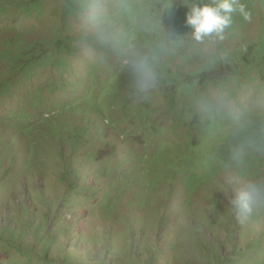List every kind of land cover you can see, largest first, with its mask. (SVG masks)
<instances>
[{
    "label": "rangeland",
    "instance_id": "rangeland-1",
    "mask_svg": "<svg viewBox=\"0 0 264 264\" xmlns=\"http://www.w3.org/2000/svg\"><path fill=\"white\" fill-rule=\"evenodd\" d=\"M39 1L43 4L41 14L32 13L29 8V12L25 15L13 14L8 20L0 18V52H2L0 58L6 54L2 51L5 41L15 38L17 31L24 34L22 38L30 45L53 40L59 27H62V34H67L74 42L78 39L77 37L84 39L90 37V40H93L91 46L78 44L76 57L68 60V69L65 74L62 70L51 67L34 80L26 82L25 87L34 90L41 86L57 85L63 81L67 85H74L67 90L51 94L52 98L49 94L45 95V99L50 100V104L56 107L53 113L55 119L65 125L71 124L70 119L73 125L79 124L80 120L87 122L83 129L93 127L94 135L102 134L106 130L109 141L120 151L114 164L92 163L90 150L85 144H76L73 148L62 144L67 149V156L53 160L49 164L48 173L43 172L41 176L33 173L28 175V178L18 181L15 176L23 171L26 159L23 143L11 147L12 140L0 141V264H27L22 261L14 249L10 253L4 252L3 248L8 246L9 241L18 246L26 244V250L38 254L37 260L41 258L40 252L43 251L44 244L34 239L28 223L42 227V233L43 229L46 234L48 228L52 230V238L54 237L56 244L50 248L49 260L52 259L55 264H61L67 256L72 257L75 253L84 259L81 261L77 257L75 264H86L94 258L100 260L102 254L98 256V246L92 258H87L89 255L86 250L87 246L97 245L92 242L95 239L102 241L108 237L115 248H118L117 243L121 242L124 233H127V224L132 229L130 232L134 234H131V240L135 238L140 249L147 243V239L153 237L157 241L162 254L158 262L152 264H209L205 257L211 250L207 254L204 250L213 249L215 246L217 256L214 249V257L220 264H264V218L259 214V212H264V188H260V183L256 184L257 178L253 181L248 177H240L232 165L229 167V161L222 163V155H208L207 148L201 152L202 150L198 151V148L192 145L195 154H198L195 165H202V162L206 161L207 169H210L208 165L210 162L217 164L216 171L220 176L216 175L211 178L210 175L204 174L203 170L193 166L191 174L196 177V173L200 172L201 180L207 181V184L201 186V189L192 195V199L191 195L178 193L184 190L182 179L185 178L184 181L192 185L197 183L190 175L187 176L190 171L184 168L170 172L168 167L162 166L163 158L158 159L160 171L157 174H161L162 178L156 186L150 188L143 186L147 175L148 181L154 179L151 173H142L143 168L139 174L137 170L140 167L133 169L134 173L128 176L130 178L134 174V189L139 198L134 197L132 190L128 187L124 195L118 194L119 197H117L111 194L117 188H121L117 184L114 185L119 182V179L113 182L111 177L101 173L102 169L110 165L116 169L115 176L118 178L120 174L126 176L133 166L132 162L129 163L130 160L124 159L125 154L130 158L127 148L131 152H136L138 158L145 156L153 158L156 153L163 150L165 139L163 136H150L148 141H152L154 147L146 151L138 139L134 141L135 137L133 140L126 136L125 132L111 134L105 127L104 121L115 122L117 126L120 125L121 130L132 129L130 133L135 135L132 121L126 124L123 110L110 108L112 99L105 97L103 92L105 86L98 85V79L90 74L93 65L106 67L111 72L108 76L103 75L102 80L110 81L112 79L110 76L119 71V65L128 64V71L132 72H130V79L124 83L132 86L130 81H139L137 76L142 73L138 59L146 63V55L149 54L143 49L152 53L153 60L159 59L157 53L162 51L166 54V58H162L166 61L164 64L172 68L170 57L180 52V59L186 56L189 58V54H192L189 52V44H192L193 47L199 48L204 60L210 61L212 56L218 58L219 70L208 74L209 80H213V83L208 89L207 98L209 101L217 102L221 107L218 116L216 115L219 117L218 122L221 124L227 122L225 126L219 125V128L218 126L209 128V125L191 128L192 135L206 133L209 128L211 131L209 137L214 138V143L219 146L211 149L217 152L220 151L221 140H225L227 135L236 132L235 130L238 131L241 125L253 124L252 127L258 125L264 133V90L261 91L259 85L263 80L255 67L248 71L250 63H255L256 59L261 58L258 43L260 33L263 32L264 35V0H239V3L245 5L251 18L245 20L239 14H235L232 23L222 33V38L214 34L213 37H205L202 41H193L191 37L187 38L180 33L187 25L186 15L193 5L214 6L218 0H86L85 13L79 17L69 18V29L64 26L62 17V9L66 0ZM15 4L17 3L13 0H0V9L3 8L12 13L16 10ZM38 4L32 5L38 6ZM124 6H127L128 10L132 9V15L129 14L131 19L125 17L120 20L119 25H116L112 20L121 16L120 13H123ZM165 19H169L168 27L172 34L171 38L168 37L163 24ZM146 31L152 35V40L145 39ZM124 32L128 37L123 35ZM135 32L138 33L137 36H134ZM125 38L131 39L132 42L136 39L138 45L134 42V45L125 48L123 56H119L125 45L123 42H126ZM93 43L96 45L92 46ZM101 45L112 46L113 55L107 60L109 64L105 62V57L99 58L104 55L99 51ZM170 50L174 53H170ZM236 52L238 55L250 54V62L242 65L244 63L242 61H229V55H235ZM204 60L192 58L191 63L185 65L176 59L174 65L183 66L182 72H177L178 76L198 71L206 64ZM150 65L154 67L153 63ZM151 66L152 78L156 70ZM2 71L3 74L10 73L6 64L2 66ZM173 72L174 76H177V73ZM142 75L141 81L145 83L144 72ZM246 75L250 77L238 86L240 82L235 81H238V78L243 80ZM252 79L256 82H252ZM19 80L20 78L15 80V85ZM223 81L230 82L231 87L236 89L235 98L227 99L230 97L228 90L219 91L217 85ZM146 83L148 90L156 89L150 79ZM196 83L198 84L199 80L194 84ZM166 89L170 90L167 83L159 86L154 93L157 94V90ZM159 104L166 103L159 102ZM18 105V102L12 101L0 106V119L8 113H13ZM103 111L104 115L99 117L98 114ZM52 112V109H45L42 114H45L44 118H48ZM201 113L207 116L202 109ZM250 114L251 118H249ZM103 116L106 118L104 119ZM235 116L238 118L236 121H234ZM185 118L189 121L190 116ZM187 120L184 122L188 126ZM160 126L169 131L166 136L170 137V140L174 137L182 140L188 136L184 130L186 127L179 130L170 117L161 119ZM55 128L60 132L63 131L59 123ZM242 130L244 129L240 130L241 137H243ZM12 135V131L8 128L0 131V138H9ZM201 140V136L196 140L199 146L203 144ZM207 144L206 142L203 147ZM43 152L45 155H51L53 149L46 146ZM105 155L103 154L102 157ZM260 160L264 158L261 157ZM239 162L236 161V163ZM13 165L17 166L16 171L11 169ZM121 165H123L122 168ZM222 170L226 171L222 172ZM154 176H156L155 173ZM171 187L175 188L171 190ZM245 190L253 192V214L243 223L238 221L239 227H237L232 224L231 219L236 217L232 201L240 191ZM132 201H134L133 204ZM140 201L142 204H139ZM226 203L232 206L230 210L228 206H224ZM190 212H193L195 220L192 219ZM47 213L52 216L49 226L43 219ZM198 218L210 219V224L193 231L192 226L201 223ZM164 221H168V224H162ZM76 233L83 235L82 246H77L78 241L73 239V234ZM256 241L258 243L254 244ZM111 246L107 245L106 249L111 250ZM122 248L121 254L114 252L111 254L109 264L114 257H119L117 260L119 261L123 260L125 255L127 256L128 245ZM101 249L100 247L98 250ZM173 253L178 256L171 261ZM124 261L126 263L127 258ZM37 264H45V262L40 260Z\"/></svg>",
    "mask_w": 264,
    "mask_h": 264
},
{
    "label": "trees",
    "instance_id": "trees-1",
    "mask_svg": "<svg viewBox=\"0 0 264 264\" xmlns=\"http://www.w3.org/2000/svg\"><path fill=\"white\" fill-rule=\"evenodd\" d=\"M13 1L17 3L15 4L16 10L12 11V13H9L5 9L1 8V19L8 20L9 18H12L13 14L25 15L29 12V8L31 9L32 13L38 12L41 14L43 11V4L39 0ZM34 3L39 4L38 6H33L32 4ZM86 5V0H82L80 2L77 0H66L65 6L62 9L63 24L66 26V28H70L69 18L79 17L85 13ZM120 14V17L112 20L116 25H119L120 20L125 17L131 19L129 14L132 15V9L128 10V7L124 6L123 13ZM170 20L173 21L172 18H170ZM108 21H110V19H108ZM168 22L169 19H165L163 24L167 31L168 37L171 38L172 34L169 31ZM147 29L149 30L150 28L148 27ZM192 32L193 29L188 25H185L183 31L180 33L187 38L191 37L192 40L195 41ZM137 34L138 33L135 32L134 36H137ZM260 34L261 36L258 43V50L260 52L261 58L256 59L255 63H250V69H248V71L255 67L256 71L263 80L262 83L259 82V85L261 86L260 90L262 91L264 90V35L263 32ZM23 35L24 34L21 33V31H17L15 38L7 39L2 46V51L6 52V54L0 58V106L12 101L19 103L18 107L14 109L13 113H8L3 117V119H0V131L8 128L13 133L12 137H1L0 141L5 142L12 140L10 144L11 147L18 143H23L24 149L26 151V159L24 162L23 171L15 177L18 179V181H20L22 178H28V175H32L33 173H37L40 176L43 174V172L44 174L45 172L48 173L49 164L53 160H56V158L62 159L67 156V149L62 144L71 148H73L76 144H85L86 148L90 150V161L92 163L105 162L114 164L120 149L113 146V143L109 141L106 130L102 134L94 135L92 133L93 127L83 129L85 126L84 124H87V122L80 120L79 124L75 123L73 125L72 120L70 119L69 121H71V124L65 125L64 123L55 119L53 113L56 107L50 104V100L45 99V95L49 94V96L52 98L51 94H56V92L67 90L68 88H72L74 85H67V83L63 81L57 85L54 84L52 86H41L34 90L25 87L26 82L34 80L39 74L44 73L46 69L51 67L57 70H62L65 74L68 69V60L76 57L78 46L83 44L90 45L93 40H90V37L88 39L77 37L78 39H75V42L71 41L67 34H62V27L58 28L53 40L40 41L33 45L26 43V41L22 38ZM123 35L127 36L125 32ZM213 36L214 34L211 37ZM145 39L152 40L153 37L149 32L146 31ZM129 40L126 39V42L123 41L125 45L122 47V53H120L119 56H123L125 48L134 45V42L136 45H138L136 39H134V42H132L131 39ZM93 45L95 46L96 44L93 43L92 46ZM189 46V52H192V54L190 53L191 55L189 54V58L186 56L180 59V52H178V55H175L173 51H169L170 53L173 52L175 55L170 57V60H172V68H169L168 65L166 66V64H164L166 61H163L162 58H166V54L162 53V51H158L157 53L159 59L157 58L156 60H153L152 53L147 49H143L148 51L149 54L146 55V63H143L140 58L138 59L139 64L141 63L140 67L142 68V73H139L137 76V80L139 81H130L132 86L126 85L124 83V81H128L130 79V72H132L128 71V64L126 66L119 65V71L117 73H113L110 76V78H112L110 81L104 79L102 80L103 75L108 76L110 74V70H108L106 67H97V65H93L94 67L91 66L92 68L90 69V74H93V78L98 79V85L105 86L103 88L105 97L109 98L110 100L112 99L110 108L112 110L113 107L116 110L122 109L123 116L126 119L124 122L128 124L129 121H132V127L135 132V135H132L130 133L132 129L121 130L120 125L117 126L115 122L111 123L109 121H104L105 127L111 134H115L116 132H125L126 136L129 138L134 140L135 137L134 141H137L138 139L143 144V148L146 151L154 147L152 141H148L150 136H163L165 139L163 150L156 153L153 158H147V156L138 158V154L136 152H131L129 151V148H127L126 150L130 153V158H128V156L125 154L124 159L130 160L129 163L132 162L133 166L129 169V174L126 176H123V174H120L119 178L118 176H115L116 169L110 165H107L106 168L104 167L102 169L101 173L111 177L113 182L119 179V182L115 183L114 185L117 184V186L121 188H117L116 191L111 194H115L117 197H119L118 194L124 195L127 192L126 189L128 187L130 188L129 190H132L133 196L138 197V194L134 189V174L128 178L129 175L134 173L133 169H138V167H140L137 170L138 174L143 168L142 173L148 172L154 177L153 180L148 181L147 175L146 182L143 183V186L145 188L156 186L162 178L161 174H157L160 171V164L158 163L160 161H158V159L163 158L161 164L164 167H168L170 172L184 168L190 171L187 176L190 175L192 179L197 181V183L192 185L185 182V178L182 179L184 190L178 191V193L191 195L192 199V195L199 191L201 186L207 184V181L201 180L202 178L200 177V172L196 173V177L191 174L193 166L200 168L204 171V174L210 175L211 178L218 175V172L216 171V168H218L217 164L210 162L208 164L210 169H207L206 161H203L202 165H195L196 159L198 158L196 155L198 154H195L196 152L194 151L195 149H192V145H194L195 148H198V151L202 150L201 152L207 148L209 153L208 155H222V163L226 160L229 161V167L232 165L240 177H248L253 181H255V178H257L258 182H256V184L260 183V188H264V160H260L261 157L264 158V133L258 125H254L253 127V124L241 125L238 131L235 130L236 132L227 135L225 140H221L220 151L216 152L211 149L217 148L219 146L214 143V138L209 137V134L211 133L209 128H217V126L219 128V125L225 126L227 124V122L225 124L219 123V117H216V115L218 116L219 110L221 109V107H219L220 105H218L217 102L215 103L214 101H209L207 98L208 89L213 83V80H209L208 74L219 70V63L217 62L218 58L212 56L210 61L204 60L205 58H202L198 47H193L192 44H189ZM111 47V45H101L99 47L100 53L104 54L99 58L105 57V62L107 64H109L107 62V60L110 59L109 56L112 57L113 55V50ZM1 53L2 52H0V54ZM249 57L250 54L238 55L236 52L235 55H229V61L238 60L244 62L242 65H247L248 62H250ZM192 58H198L199 60L202 59L206 64L198 71L187 75L179 74L180 76H178L177 72H182L183 66L178 67L174 65L176 59L180 60L181 63L186 65L191 63ZM130 62V59H128V63ZM152 63L154 64V67L150 65ZM4 64L8 66L10 73L3 74L2 66ZM136 66H138V64H136ZM150 66L156 70L153 73V77L150 78V81L153 83L156 89L159 86L167 83L170 86V90H157V94L154 93L156 89L152 88V91L148 90V84L143 83L141 80L143 77V68L146 67L150 71ZM173 71L177 73V76H174ZM249 77V75H246L244 76L243 80L238 78V81L235 82H240L237 84L240 86L244 83V80ZM17 78H20V80L15 85V80ZM197 80H199V83L194 84ZM252 82L256 81L252 79ZM217 86L219 87V91L228 90L230 97L227 99L230 100L236 97L237 91L231 87L230 82H219V85ZM159 102L166 104H159ZM45 109H52L53 111L49 114L48 118H44L45 114H42V111H45ZM201 109L202 112L205 111L207 113V116H204L201 113ZM98 115L99 117L100 115H104V111ZM186 116H190L189 121L185 118ZM249 116V118H251V114ZM165 117H170V119H172L173 122L177 124L176 128L179 130L186 127L184 130H186L188 136L186 138H182V140H178V137H174L173 140H170V137L166 136L169 131H166L165 128L160 126L161 119H164ZM103 118L105 119L106 116H103ZM237 119V116H235L234 121ZM185 120L188 121V126L184 122ZM57 123H59L60 127L62 126V132L55 128ZM197 123L198 125H196ZM204 125H209L206 133L197 136L192 135L191 128H197L199 126L205 127ZM241 129H244L241 131L243 137L240 136ZM200 136L202 138L201 141L203 142L201 146H199L196 142V140L200 139ZM206 142L208 144L203 147ZM46 146L53 149L51 155L44 154L43 149ZM103 154L106 155L102 157ZM71 156L72 154L70 153V157ZM190 161L193 163H189ZM236 161L240 162L236 163ZM230 162H232V164H230ZM137 164L139 166H137ZM16 167V165H13L11 169H15L16 171ZM122 167L123 165H121V168ZM240 168L244 170H241ZM252 170H254V172H252ZM154 173L156 176H154ZM173 188L175 187H171V190ZM133 203L134 201H132V204ZM139 204H142V201H140ZM224 206H228L229 210L232 207L227 203ZM190 214L192 219L195 220L196 218L193 212H190ZM259 214H261L264 218V212H259ZM43 219L49 226L52 216L47 213ZM198 219L201 223L199 225H193L191 228L193 231H196L202 227L205 228L206 224H210V219ZM231 219L233 221L232 224L239 227V222L236 217ZM28 224L29 230L34 235V239L39 243L44 244L43 251L40 252L41 258L37 260L39 257L38 254H33L32 252L30 253V250H26V244L18 246L16 244H12V241L7 242L9 247L5 246L3 248L4 252L10 253L14 249L22 261L24 263L26 262L27 264H37L40 260L44 261L45 264H55L52 259L49 260L50 248L56 244L54 237L52 238V230L48 228L46 234L44 229L42 233V227L34 223ZM162 224L166 225L168 224V221H164ZM131 230L132 229L127 224V233H124L123 240L117 243L119 246L118 248H115V245L112 244V241L108 237L102 241L98 239L92 241L97 245L90 244L87 246L86 250L89 252L87 258H92L97 246L98 249L100 247L102 248L101 250L97 249L99 252L98 256L102 254V258L100 260L94 258L90 261H87L86 264H109V258L111 254L113 252L115 254H121V250H123L122 247L124 245H128L129 248L127 251V256L125 255L127 262L125 263V258L123 260L120 259L117 261L119 257H114L111 264H152L153 262H158V258H161L162 253L155 238L152 237V239H147V243L142 249H140L138 243L135 241V238L131 240V234H133L130 232ZM2 232L3 231H1V233ZM73 239L78 241L77 246H82L84 238L81 233L73 234ZM256 243L258 242H254V244ZM107 245H112V249H106ZM217 245H219V243H217ZM214 249L215 255L217 256L215 246L213 249L204 250L205 254L209 253L211 250L205 258L209 264H220L214 257ZM177 256L178 254L173 253L171 261ZM77 257L80 258L81 261L84 260L75 253L72 257L67 256L66 259L61 261V264H75L74 261Z\"/></svg>",
    "mask_w": 264,
    "mask_h": 264
},
{
    "label": "clouds",
    "instance_id": "clouds-1",
    "mask_svg": "<svg viewBox=\"0 0 264 264\" xmlns=\"http://www.w3.org/2000/svg\"><path fill=\"white\" fill-rule=\"evenodd\" d=\"M239 14L245 20L250 19V13L239 0H218L214 6L193 5L186 15V23L193 29L195 41H202L213 34L222 38L224 30L232 23L233 16ZM145 83L151 78L150 71L143 68ZM236 170V169H234ZM226 170H222L224 172ZM218 176H220L218 174ZM254 195L252 191H240L232 201L236 219L243 223L253 214Z\"/></svg>",
    "mask_w": 264,
    "mask_h": 264
}]
</instances>
